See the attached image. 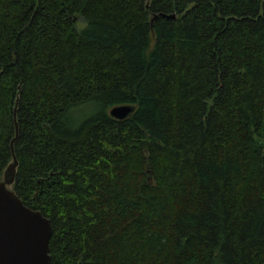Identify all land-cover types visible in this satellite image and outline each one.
<instances>
[{"label": "trees", "instance_id": "1", "mask_svg": "<svg viewBox=\"0 0 264 264\" xmlns=\"http://www.w3.org/2000/svg\"><path fill=\"white\" fill-rule=\"evenodd\" d=\"M13 156L50 264H264V0H0Z\"/></svg>", "mask_w": 264, "mask_h": 264}, {"label": "water", "instance_id": "2", "mask_svg": "<svg viewBox=\"0 0 264 264\" xmlns=\"http://www.w3.org/2000/svg\"><path fill=\"white\" fill-rule=\"evenodd\" d=\"M134 111V106L119 105L108 114L112 119L124 120ZM16 168L13 156L0 182V264H50V220L26 207L12 191Z\"/></svg>", "mask_w": 264, "mask_h": 264}, {"label": "rangeland", "instance_id": "3", "mask_svg": "<svg viewBox=\"0 0 264 264\" xmlns=\"http://www.w3.org/2000/svg\"><path fill=\"white\" fill-rule=\"evenodd\" d=\"M92 111H93L92 108L82 110L81 111L82 117L88 116L89 114L92 113Z\"/></svg>", "mask_w": 264, "mask_h": 264}]
</instances>
